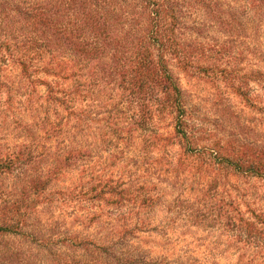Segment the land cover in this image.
I'll return each mask as SVG.
<instances>
[{"label":"rangeland","instance_id":"rangeland-1","mask_svg":"<svg viewBox=\"0 0 264 264\" xmlns=\"http://www.w3.org/2000/svg\"><path fill=\"white\" fill-rule=\"evenodd\" d=\"M177 2L186 24L199 26L205 52L197 63L210 73L171 66L185 99L187 137L199 149L194 142L189 150L174 134L169 116L154 118L126 140L110 141L107 125L97 121L105 108L108 115L110 98L83 70L67 82L45 71V59H32L23 74L17 50L1 52L0 155L26 147L36 159L34 167L0 177V205L22 198L21 219L28 223L19 233L0 234V264H264V236L248 240L225 216L232 202L245 216L253 207L264 217V183L253 175L229 174L210 190L221 165L211 161L204 167L210 160L197 159L201 148L219 138H234L235 145L264 143V0ZM215 66L241 80L248 102L226 86ZM74 79L83 92L69 105L75 101L89 115L64 124L58 118L70 116L61 104L65 100L47 84L54 91L58 85L67 89ZM52 96L61 107L50 104ZM120 106L118 120L133 122L132 112ZM69 151L70 159L58 160ZM56 162L61 168L38 192L32 224L25 209L30 198L17 191L23 185L19 177L37 170L55 174ZM71 241L75 244L67 245Z\"/></svg>","mask_w":264,"mask_h":264},{"label":"trees","instance_id":"trees-1","mask_svg":"<svg viewBox=\"0 0 264 264\" xmlns=\"http://www.w3.org/2000/svg\"><path fill=\"white\" fill-rule=\"evenodd\" d=\"M182 8L177 0H0V54L5 52L8 55L17 50L16 58L23 74H28L27 62L32 59H45V71L67 82L83 70L85 77L95 80L102 88L101 92L110 98L108 115L105 108L106 113L97 118L98 122L107 125L110 141L126 140L133 131H143L154 118L169 116L174 134L182 138L181 141H186L189 150L193 149L194 142H197L195 148L199 149L200 143L193 137H187L189 119L185 99L171 66L174 62L187 71L210 73H207V67L197 63L205 52L203 41L197 37L199 26L186 24ZM218 18L215 19L217 26L221 24ZM224 18L222 21L226 23L229 19ZM189 30L197 38L191 40L187 37L191 34ZM55 67L57 69H53ZM215 68L217 71L218 67ZM217 72L229 89L244 101H249L240 79H234L226 67ZM78 82L74 79L68 83L67 89H62L57 83L55 91L50 83L47 84L52 94L59 91L65 100L61 104H65L69 111L67 115L71 117L58 118L64 124L72 118L78 121L80 116L82 119L89 115L84 109L78 110L75 101L69 105L75 94L79 98L83 92ZM85 92L89 93L87 87ZM49 99L54 107L62 106L57 97ZM120 105L132 112L133 122L121 123L118 120L115 114ZM134 122L137 129L132 125ZM120 123L123 126L113 130L112 126ZM233 140L219 138L212 141L205 149L201 148L202 154L197 156L198 160L203 157L210 160L204 163V167L211 161L221 165L210 179L213 183L210 190L217 189L219 180L226 183L229 174L253 175L264 183V143L241 142L235 145ZM31 154L28 148L18 147L10 155H0V177L23 167L24 171L34 167L36 156ZM72 154L74 152L69 151L58 160L64 163ZM55 164V174L37 170L30 177H19L23 185L17 191L30 198L25 209L26 213L28 209L33 215L32 224L37 213L38 192L50 184L61 168L59 163ZM21 199L10 205H0V234L19 233L22 226L28 224L21 219ZM235 205L232 202L227 204L225 216L228 224L235 226L236 231L248 240L261 241L264 236L263 215L249 207L245 216L238 206L233 208ZM230 208L234 209L233 216L229 214ZM34 236L31 233V237ZM69 244L75 243L71 241Z\"/></svg>","mask_w":264,"mask_h":264}]
</instances>
